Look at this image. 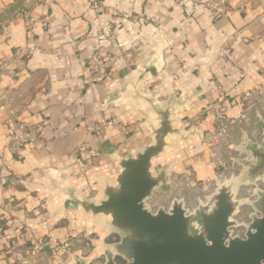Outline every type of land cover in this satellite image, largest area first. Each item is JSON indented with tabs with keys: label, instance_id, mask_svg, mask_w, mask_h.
Here are the masks:
<instances>
[{
	"label": "crops",
	"instance_id": "obj_1",
	"mask_svg": "<svg viewBox=\"0 0 264 264\" xmlns=\"http://www.w3.org/2000/svg\"><path fill=\"white\" fill-rule=\"evenodd\" d=\"M204 1L0 0V264H69L75 254L104 264L119 236L62 208L63 192L99 197L102 179L120 171L116 157L151 141L152 116L129 100L140 77L143 93L184 103L176 126L193 136L157 160L173 163L171 177L192 172L199 185L219 168L210 103L263 126L248 108L264 103V0H230L218 15ZM98 55L112 58L101 82L87 68ZM19 126L30 139L15 140ZM78 238L97 259L71 251Z\"/></svg>",
	"mask_w": 264,
	"mask_h": 264
},
{
	"label": "water",
	"instance_id": "obj_2",
	"mask_svg": "<svg viewBox=\"0 0 264 264\" xmlns=\"http://www.w3.org/2000/svg\"><path fill=\"white\" fill-rule=\"evenodd\" d=\"M141 76V75H140ZM132 83L127 99L142 105L152 116L149 123L151 141L134 147L126 156H117L120 171L105 177L100 196L66 189L62 208L73 207L92 219L119 240L102 250L104 264H264V191L253 202L254 213L245 224L244 236L234 235L239 202L235 199V180L218 185L207 203L189 212L182 199L153 211L147 201L159 187L168 188L173 163L158 162L175 146V140L188 141L176 126V98L159 102L155 93H143L140 83ZM264 130V119L262 120ZM253 157L243 174L245 181L264 176V139L261 143L245 138L239 146ZM122 259L124 262L119 263ZM69 264H87L75 254Z\"/></svg>",
	"mask_w": 264,
	"mask_h": 264
},
{
	"label": "rangeland",
	"instance_id": "obj_3",
	"mask_svg": "<svg viewBox=\"0 0 264 264\" xmlns=\"http://www.w3.org/2000/svg\"><path fill=\"white\" fill-rule=\"evenodd\" d=\"M252 108L260 110V103H255ZM258 122V117H251L249 121L236 122L231 127L232 134L231 136L227 135L225 141H222V145H220V149L217 152L218 157L215 159L216 163L220 166L215 175L207 179L205 184L202 182L196 188H184L183 183H180L183 175L182 172H178L174 177L169 176L170 184L168 188H158L156 195L149 201L152 210L156 211L163 206L168 207L177 198L182 199L185 205L193 211L200 203H207L213 193L216 192L220 183L235 180L237 182V186L234 188L235 199L239 202L235 219L242 224L248 223L255 211L252 204L257 199L258 192L264 191V176L251 181L244 180L243 174L247 170L248 164L253 161V157L246 151H242L239 146L244 143L245 138L261 143L264 139V134L262 135L259 129L263 128V126L259 125ZM254 130H258V135L255 139L252 134ZM263 131L261 129L262 133ZM220 160H222L223 164L220 163ZM88 241H84L81 238L76 239L73 245L75 248H72L71 251L75 252L81 249L82 256L85 255L93 258L96 246L87 244L86 242ZM97 258L94 257V259Z\"/></svg>",
	"mask_w": 264,
	"mask_h": 264
},
{
	"label": "built area",
	"instance_id": "obj_4",
	"mask_svg": "<svg viewBox=\"0 0 264 264\" xmlns=\"http://www.w3.org/2000/svg\"><path fill=\"white\" fill-rule=\"evenodd\" d=\"M36 2H44L46 0H35ZM187 1V0H184ZM230 0H205L203 2V6L204 8H206L210 13L214 14V15H218L219 13H221L224 10V7L229 3ZM188 3V2H187ZM36 17L34 15L31 14L30 11H27L25 13V25L27 28H31L35 22H36ZM27 50L23 49L20 54L21 55H25L27 54ZM112 63V58L110 55H104V56H95L92 59L89 60L88 62V70L90 71V74L93 77V80L95 82H101L104 80V77L107 73L108 68L110 67ZM4 65L6 66L7 63H4ZM255 104H250L248 110L253 107ZM228 103L226 101H216L213 103H210L207 106L206 111L207 112H211L217 122H218V130L216 131V134L214 135H209L207 138L208 140H217L220 143H222V141H225L226 136H231L232 132H231V127L237 122L236 119L233 118H229L228 117ZM260 110L262 113H264V104H260ZM264 115V114H263ZM264 118V116H263ZM241 119L243 121H249L250 117L247 116L246 114H244ZM90 130H94V131H99V126H90L89 127ZM260 133L263 135V133L260 131ZM16 134V138L15 140H18L20 142L23 141H27L28 139H30V133L25 130L22 126H19L18 128H16L15 131ZM254 137H256L258 135V130H254V132L252 133ZM220 163L223 164L222 160H220ZM81 166L83 167V163H81ZM180 183L184 185V188H196V186L198 185L195 182V175L192 172H187L184 173L182 175V180L180 181ZM205 184V183H203ZM149 207L152 209L151 205L148 203ZM186 208L189 212H191V208H189L186 205ZM233 229V234L234 235H240V236H244L245 232H246V227L245 224H242L239 222V226L238 227H234ZM2 226H0V237L2 235ZM72 243H65L63 246L64 247H69ZM73 246V245H72Z\"/></svg>",
	"mask_w": 264,
	"mask_h": 264
},
{
	"label": "bare ground",
	"instance_id": "obj_5",
	"mask_svg": "<svg viewBox=\"0 0 264 264\" xmlns=\"http://www.w3.org/2000/svg\"><path fill=\"white\" fill-rule=\"evenodd\" d=\"M225 183H229V181H227V182H223L222 184H225Z\"/></svg>",
	"mask_w": 264,
	"mask_h": 264
}]
</instances>
